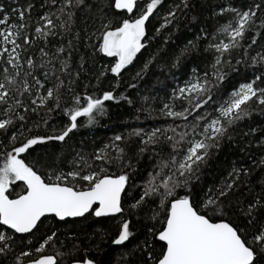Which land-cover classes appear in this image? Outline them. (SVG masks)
Instances as JSON below:
<instances>
[{
    "label": "snow or ice",
    "instance_id": "obj_1",
    "mask_svg": "<svg viewBox=\"0 0 264 264\" xmlns=\"http://www.w3.org/2000/svg\"><path fill=\"white\" fill-rule=\"evenodd\" d=\"M0 264H264V0H0Z\"/></svg>",
    "mask_w": 264,
    "mask_h": 264
},
{
    "label": "trees",
    "instance_id": "obj_2",
    "mask_svg": "<svg viewBox=\"0 0 264 264\" xmlns=\"http://www.w3.org/2000/svg\"><path fill=\"white\" fill-rule=\"evenodd\" d=\"M152 23H156L155 18H153ZM146 55H147V53L145 52V56H146ZM144 58H145L144 56H141V57H140L141 60H143ZM153 79H155V77H153ZM109 103H111V102H109ZM113 110H114L115 112H121V111H123L122 109L115 108V106L113 107ZM105 123H108V128H110V127L112 126L110 122H107V121H106ZM108 128H100L99 131L96 132V137H97V138L102 137L105 133H107L108 135H111V132L108 130ZM41 130H43V129H41ZM93 131H95V130H93ZM106 223H107V222H106ZM115 256H116V253H112V254H111V258L114 259ZM106 259H107V258H106Z\"/></svg>",
    "mask_w": 264,
    "mask_h": 264
}]
</instances>
